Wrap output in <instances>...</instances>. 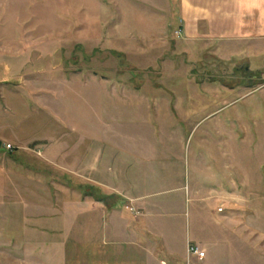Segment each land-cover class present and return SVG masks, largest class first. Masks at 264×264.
Segmentation results:
<instances>
[{"label": "rangeland", "instance_id": "rangeland-1", "mask_svg": "<svg viewBox=\"0 0 264 264\" xmlns=\"http://www.w3.org/2000/svg\"><path fill=\"white\" fill-rule=\"evenodd\" d=\"M147 2L0 0V264H85L79 244L103 241L95 211L135 168L187 235L232 241L218 217L240 210L244 242L226 256L264 264V38L185 42L175 4ZM114 132L156 157L114 162ZM79 142L106 184L75 167Z\"/></svg>", "mask_w": 264, "mask_h": 264}, {"label": "crops", "instance_id": "crops-1", "mask_svg": "<svg viewBox=\"0 0 264 264\" xmlns=\"http://www.w3.org/2000/svg\"><path fill=\"white\" fill-rule=\"evenodd\" d=\"M147 3L175 4V18L179 22L181 39L185 42L221 40V42L236 41V43H241L244 40L264 38V0H148ZM211 113L212 111H209L207 114ZM136 139L140 142L136 143ZM136 139L127 132L123 135H118L115 132L110 134L109 159L114 162L118 159L126 164L129 160L143 161L149 157H156L155 148H152L151 151L153 155L149 154L151 148L146 145V138L136 137ZM86 143L84 142V144ZM69 146L66 150H62V153L71 150V146ZM74 150L76 152L75 167H80L81 163L84 165L89 155L93 157L97 152L96 146L92 142L84 146L79 142L74 146ZM118 154L123 159H120ZM84 166L81 168H84L83 170L88 173L86 175L88 180L99 185L106 184L100 179V174L98 178H94V175L97 174L93 166L87 168ZM140 171L141 168L139 170L132 169L130 175L135 176L134 178L128 177V172H125L124 190L113 187L121 196L117 204H113L106 210L95 211L96 218L104 216L102 222L104 232L101 234L103 241L101 240V243L90 238L79 244L78 248L85 250L87 255L85 264H239L238 259L226 256V253L229 250L233 251V245H243V240L235 234L246 230L242 226L244 217L240 210L234 211L239 224L233 223L229 219V213H227L229 208L218 217L221 222L219 228L223 232L230 233L234 230L232 241L228 240L222 244V241L219 243L210 237L200 239L195 238L194 235H187L179 222L175 227L166 222L170 211L163 209V206H167V201H164V198L152 200L148 197L150 193L155 192L144 189L146 181L140 178L142 174ZM138 172L139 174L136 176ZM116 177L114 176V178ZM129 179L132 183L128 182ZM212 191L216 190L212 189ZM212 191L208 189V195L205 198L219 197L224 200L227 196L231 199L234 197L227 192H220L221 189L214 195ZM156 201L161 202L155 205ZM121 202L132 205L138 211L136 220H132L129 212L121 209ZM236 202H241V198ZM158 207L162 210L157 209ZM216 211L223 212L222 209L217 210V207ZM230 222L235 225L229 224ZM246 228L255 230L251 225H247ZM252 242L246 244L259 247L260 242ZM188 245H196L199 250L203 251V256L197 258L194 254H187ZM261 248L263 250V247ZM104 249H106L107 255H99L98 251H104ZM262 252L264 253V250ZM101 260L102 262H100Z\"/></svg>", "mask_w": 264, "mask_h": 264}, {"label": "built area", "instance_id": "built-area-1", "mask_svg": "<svg viewBox=\"0 0 264 264\" xmlns=\"http://www.w3.org/2000/svg\"><path fill=\"white\" fill-rule=\"evenodd\" d=\"M175 32L178 33V31H175ZM186 252L187 254H194L197 258H201L203 256V251L199 250L196 245H188L186 248Z\"/></svg>", "mask_w": 264, "mask_h": 264}, {"label": "trees", "instance_id": "trees-1", "mask_svg": "<svg viewBox=\"0 0 264 264\" xmlns=\"http://www.w3.org/2000/svg\"><path fill=\"white\" fill-rule=\"evenodd\" d=\"M99 200H101V199H99Z\"/></svg>", "mask_w": 264, "mask_h": 264}]
</instances>
